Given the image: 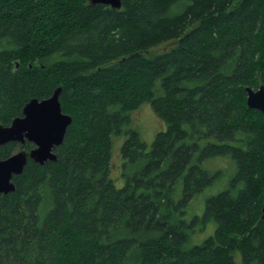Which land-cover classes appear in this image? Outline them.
Listing matches in <instances>:
<instances>
[{
    "label": "trees",
    "instance_id": "trees-1",
    "mask_svg": "<svg viewBox=\"0 0 264 264\" xmlns=\"http://www.w3.org/2000/svg\"><path fill=\"white\" fill-rule=\"evenodd\" d=\"M121 1L0 0V124L57 86L72 117L56 159L28 158L0 194V264H264V113L245 101L264 84V0ZM144 102L165 124L150 147L131 119ZM215 158L234 170L187 218L226 172Z\"/></svg>",
    "mask_w": 264,
    "mask_h": 264
},
{
    "label": "water",
    "instance_id": "water-1",
    "mask_svg": "<svg viewBox=\"0 0 264 264\" xmlns=\"http://www.w3.org/2000/svg\"><path fill=\"white\" fill-rule=\"evenodd\" d=\"M89 3H101L119 9L121 0H88ZM61 86L44 98H30L22 107L21 114L14 117L8 125L0 124V146L7 142L23 144L26 140L34 145L30 150L19 149L6 158H0V194L14 190L12 177L20 174L31 159L42 164L47 160H55L54 148L64 137L71 115L61 109L59 95ZM246 104L249 108L264 113V84L256 88L245 87ZM264 216V203L261 207Z\"/></svg>",
    "mask_w": 264,
    "mask_h": 264
},
{
    "label": "rangeland",
    "instance_id": "rangeland-1",
    "mask_svg": "<svg viewBox=\"0 0 264 264\" xmlns=\"http://www.w3.org/2000/svg\"><path fill=\"white\" fill-rule=\"evenodd\" d=\"M174 40L163 42L151 49L152 52H159L170 48L174 44ZM159 86V82L156 83ZM132 126L136 128L146 142L147 146L150 147L155 134L165 129L164 122L154 112L149 102L142 103L137 109L131 112ZM123 141V135L114 137L112 140V158H111V178L114 179L116 186L123 184V176L120 174L121 169V156L120 146ZM208 166L212 168L224 169L226 172L224 176L221 174L218 182L206 187L195 197L193 203L188 208L187 218L194 217L195 215L201 216L204 210V203L208 196L216 194L226 186L227 174L234 170V166L228 159L215 158L208 161ZM215 223L213 221L206 223L203 227L197 229L192 238H190L189 245L194 243H200L205 238L209 237L214 233ZM239 261V256L237 255Z\"/></svg>",
    "mask_w": 264,
    "mask_h": 264
}]
</instances>
